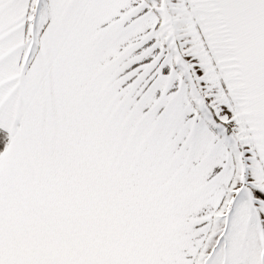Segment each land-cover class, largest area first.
<instances>
[{
    "label": "snow or ice",
    "instance_id": "1",
    "mask_svg": "<svg viewBox=\"0 0 264 264\" xmlns=\"http://www.w3.org/2000/svg\"><path fill=\"white\" fill-rule=\"evenodd\" d=\"M0 264H264V0H0Z\"/></svg>",
    "mask_w": 264,
    "mask_h": 264
}]
</instances>
